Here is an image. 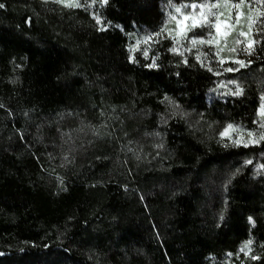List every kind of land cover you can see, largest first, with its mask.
Wrapping results in <instances>:
<instances>
[{"label":"trees","instance_id":"16d2710c","mask_svg":"<svg viewBox=\"0 0 264 264\" xmlns=\"http://www.w3.org/2000/svg\"><path fill=\"white\" fill-rule=\"evenodd\" d=\"M202 1L0 0V264H264V31L221 75L130 52Z\"/></svg>","mask_w":264,"mask_h":264},{"label":"rangeland","instance_id":"374dc122","mask_svg":"<svg viewBox=\"0 0 264 264\" xmlns=\"http://www.w3.org/2000/svg\"><path fill=\"white\" fill-rule=\"evenodd\" d=\"M58 1V0H56ZM78 2L79 6H92L99 3V0H73ZM61 3V2H60ZM66 5V3H62ZM218 5L212 8L213 16H209L211 24H204L202 27H196L192 31H188L185 37L180 35L182 30H186L191 23H199L202 19L201 9L197 7L193 11L191 5ZM187 6V7H185ZM181 8V13H176L175 9ZM208 8L204 9V14H207ZM176 16L179 20V27L177 20H172L171 17ZM186 16H192L193 20H186ZM219 17V19H216ZM163 30V31H162ZM260 31H264V2L262 5L255 1H229V0H208L198 3H182L175 4L167 11L166 18L161 27L154 33L138 34L130 42V52L139 51L141 56L149 58L152 52L156 49L157 45L168 41L170 48H177L176 52L181 54H195L201 56L206 61H213L211 67L218 74H226L227 69H235L241 67L242 59L244 57V50L248 48L250 44L258 40L261 35L254 36V34ZM160 35L157 36L156 34ZM146 37H152V39L145 41ZM258 37V38H256ZM196 40L195 46L191 43L192 40ZM137 41L141 43L137 44ZM179 41V43H177ZM199 41H204L200 43ZM214 54L218 57L216 58ZM234 70V71H235ZM240 134L236 131L229 129L228 134L220 137V141L223 144H231L234 141L240 139ZM240 247L237 254L231 255L230 264H237V260L241 263L245 257L251 256V247ZM244 248V251L241 249Z\"/></svg>","mask_w":264,"mask_h":264},{"label":"snow or ice","instance_id":"6c2138e0","mask_svg":"<svg viewBox=\"0 0 264 264\" xmlns=\"http://www.w3.org/2000/svg\"><path fill=\"white\" fill-rule=\"evenodd\" d=\"M58 2L66 3V6H68V7H79V3H78V2H73V0H58ZM102 3H107V0H102ZM217 6H218V5H210V6L197 5V4H193V5H191L193 11H195V9H196L197 7H199V8L201 9L202 19H201V21H200L199 23H196V22L193 21V23H191V25L188 26V27L186 28V30H182V31H181L180 35H181L182 37H185V36L187 35V32H188V31H192V30H193L194 28H196V27H202L204 24H211L212 22L209 20V16H213V15H214V13L211 11V9H212V8H215V7H217ZM0 7H3V5H0ZM185 7H187V6H185ZM206 7L208 8V11H207V14H204V9H205ZM175 11H176V13H181V8H176ZM171 19H172V20H177V17H176V16H172ZM185 19H186V20H193V17H192V16H186ZM216 19H219V17H216ZM97 23H100V20H99V19H97ZM177 25H178V27H179V20H177ZM162 31H163V30H162ZM156 35L159 36L160 34L157 33ZM150 39H152V37H146L144 42H147V40H150ZM199 42H200V43H204V41H199ZM139 43H141V42H140V41H137V44H139ZM177 43H179V41H177ZM191 43L193 44V46H195V44L197 43V41L193 39V40L191 41ZM171 51H174V52H175V51H177V48L174 47V48L171 49ZM145 56H147V51H145ZM199 58H200V57H197V59H199ZM130 59H131V58H130ZM239 63H241V66H244V65H243V62H239ZM151 66H152V67H155L156 65H155V63H153ZM234 70H235V69H227V71H234ZM233 83H234V82H233ZM242 91H243V89H241V88L237 85V89H236V91H235L234 93H232V94H233V95H237V96H239V95L242 94ZM262 107H264V106H262ZM261 115H264V112H262ZM262 127H264V125H262ZM229 129H232V130H234V131L236 130V129H233V126H232V125H228V127L225 129V131L221 133V136H225V135H227ZM248 135L251 136L252 133H248ZM260 140H264V135H262V136L260 137ZM257 142H258L257 140H250V141H248L247 143H244V146L247 147V146H248V143H257ZM234 143H236V144H240L241 141L237 140V141H234ZM246 163H251V161H247ZM261 167L264 168V165H261ZM249 220L251 221V217L249 218ZM250 244H251V241H248V242L245 244L244 247H248V245H250ZM241 251H244V248H242Z\"/></svg>","mask_w":264,"mask_h":264}]
</instances>
